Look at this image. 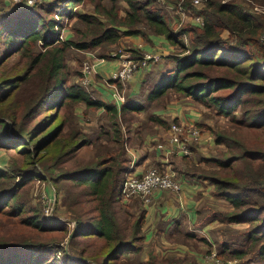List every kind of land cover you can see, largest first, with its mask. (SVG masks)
<instances>
[{
    "label": "trees",
    "instance_id": "1",
    "mask_svg": "<svg viewBox=\"0 0 264 264\" xmlns=\"http://www.w3.org/2000/svg\"><path fill=\"white\" fill-rule=\"evenodd\" d=\"M49 1L48 7L39 4L20 6L14 14L0 12V41L2 34L5 38L0 56V148L16 149L25 158L22 169L17 163L0 168V213L17 218V225L23 228L9 238L0 237V264H57V251L64 255L66 264H129L120 260H129L131 253L142 249L146 211L141 201H132L134 197L125 202L122 188L131 165L127 144L143 133L137 126L130 136L135 122L124 131L122 118L164 105L173 96H184L212 107L238 126L263 131L264 0H200V5H194L193 0ZM181 5L194 16H202L204 24L175 27L171 12ZM81 6L90 8L80 10ZM64 28L69 32L61 38ZM160 35L181 51L176 50L172 57L174 67L150 89L143 87L140 98L147 101L145 104L128 99L119 106L94 98L81 83H69L65 70L70 52H99L96 57L110 59L126 37L151 41ZM15 55L18 57L11 63ZM147 81L151 84L152 79ZM117 85L122 91V82ZM222 91L229 93L220 94ZM79 103L89 110L102 109L111 122L110 130L102 126L95 142L87 140L77 127L81 122L74 106ZM65 107L66 113L59 119ZM147 112L146 127L158 124L170 128L172 122ZM68 128L71 133L64 136ZM212 133L216 145L232 155L202 158L198 163L187 161L196 177L213 183L214 195L227 201L232 210L214 211L206 221L251 224L246 240L259 248L264 260V148L244 144L227 128ZM94 143L97 151L91 159L66 167L80 149ZM202 164L215 167L205 169ZM33 178H49L57 188L65 181L85 188L73 195L72 206L93 205L72 210L76 225L71 239L69 223L50 219L41 209L28 206L22 192ZM53 230L67 232L61 243L38 237ZM66 238L72 253L62 244ZM206 240L202 239L208 243ZM98 241L103 242L91 255L89 246L92 249ZM223 246L220 257L242 258L248 253L231 249L227 243ZM169 264L183 263L178 259Z\"/></svg>",
    "mask_w": 264,
    "mask_h": 264
},
{
    "label": "rangeland",
    "instance_id": "2",
    "mask_svg": "<svg viewBox=\"0 0 264 264\" xmlns=\"http://www.w3.org/2000/svg\"><path fill=\"white\" fill-rule=\"evenodd\" d=\"M247 1V0H246ZM251 1V0H250ZM7 2V0H0V12L4 14H14L16 13V9H20V6H12L11 3L7 2L8 4H3ZM50 3L49 0H44V2L41 5H46L48 7V4ZM246 4V3H245ZM247 5V4H246ZM202 6V5H201ZM64 6L62 5V8ZM23 8V7H21ZM62 8H59V11H62ZM80 10H88L89 6H81ZM11 9V11H10ZM15 9V10H14ZM59 12H56V16ZM45 14V13H44ZM171 14L174 17V25L177 28L180 27H191L192 24H195V18H194V12L192 10H186L185 12H182L179 10L178 7L175 8L174 12H171ZM47 18H49V15L45 14ZM58 17V16H57ZM65 19V18H64ZM65 23H68V21H65ZM72 23V22H71ZM63 30V36L66 37L69 32L68 28H64ZM4 35H1V41H0V56L3 53L4 47H3V40ZM189 39V37H186V41ZM130 44L126 42L125 38L122 41V44H120L119 48H117L113 53H118L119 55L122 53H125L126 55H129L131 58L138 60V56H141V51L135 52L129 49ZM175 50L181 51L179 48ZM138 51V50H137ZM131 52V54H129ZM92 54L96 58V54H99V52H87V53H78L75 51H72L67 56V67L65 70V73L68 74L69 77V83H81L82 78V70L84 68L85 63H91L90 59ZM135 54V55H134ZM138 55V56H136ZM18 55H15L12 58L13 63L17 59ZM10 63V65H11ZM9 65V66H10ZM7 67V66H6ZM147 76L142 77L141 80H145V82L148 80ZM151 78V77H150ZM100 78H96L95 82H91V84L86 87L83 86V89L88 91L94 98H97L100 96L97 92H95L96 84L101 83ZM142 82V81H141ZM144 83V82H143ZM130 87L128 85L127 88H125L126 97L125 101L128 100L127 94L130 93L129 91ZM220 94L229 93L226 91L219 92ZM138 99V98H136ZM172 99H175V96L172 97ZM171 99V100H172ZM130 100V99H129ZM132 100V99H131ZM182 100V99H181ZM166 102V100H165ZM164 102V103H165ZM183 104H186V102H182ZM194 103V102H193ZM76 108V110H75ZM77 109L80 110L79 114H77ZM196 109L201 112L202 114V120L207 123L205 130L210 132L211 136L213 137L212 131H218L222 128L229 129L230 133L236 132L237 137L246 145L252 147L254 145H261L264 148V130H253L248 129L244 126H238L235 123H232L231 118L220 115L219 112L214 110L212 107H208L206 105L197 104ZM67 108H63L60 111L59 119H62L64 117V114L66 113ZM74 112L76 117L81 118L80 124L77 127H80L81 130L85 133V137L87 140L91 142H95L97 136L101 133L102 126L108 130L111 128V122L109 119H107V116L105 112H102L97 109H87L85 104L79 103L78 105L74 106ZM42 115V114H41ZM148 112L144 111L142 113H139L137 115H131L127 114L124 118L121 120V124L123 127V130L126 131L127 127L131 125V122H135L132 126V130L129 133L131 134L135 133L136 127L138 126L141 128L142 133H149L151 129L149 128V125L146 127V122L148 119ZM237 118L241 119L242 114L240 111L237 112ZM78 122V121H77ZM138 122V123H136ZM79 123V122H78ZM211 127V130L209 129ZM70 129H66L64 132V136H68L71 132H69ZM82 132V133H83ZM137 138L136 136H133L132 142L128 143L129 146L136 145V141L134 142V139ZM215 138V136H214ZM103 141H105V137L103 138ZM215 143V140H212V148H208L205 150V153L200 152L198 154H194L193 156L199 161L202 159V156L209 157V158H227L232 155L233 152H225L226 149L224 147H218ZM96 144H90L89 146L83 147L79 150L77 158L74 160H71L66 167L68 166L69 169L74 167L75 163L77 161L86 159H91L97 149ZM207 155V156H206ZM192 156V155H190ZM68 158V157H67ZM70 158V156H69ZM24 156L19 154L17 150H7L0 148V167H3L6 169L7 167L12 166L13 164L17 163L20 167V169L23 168V162H24ZM174 166H177V163H173ZM156 166H151L150 168H153ZM178 167H180L183 170L191 171L193 172V166L192 164L185 166V163L180 164ZM200 167L206 168H212L215 167V164H211L209 166H205L202 164ZM200 173V171H197ZM46 175L50 176L49 173ZM20 179V178H19ZM61 187L57 188L56 186H53L49 178L47 180H39L37 178L31 179L27 186L23 189L22 195L26 198L28 201V206L30 208L37 207L38 209H41L43 213L46 215H50V218L59 221L64 222L66 224L69 223L68 228L70 229V234L68 238L70 239L71 230L76 225L75 220L73 219V209H81L86 210L90 209V207L93 205L91 203L88 204H81V205H75L72 206L73 203V195L77 193L78 191H81L85 189L83 185H74L73 182H62ZM51 190V191H50ZM213 191V190H212ZM212 191L207 192V195L201 196V204H200V211H201V220L205 222L208 219V216L211 215L212 212L217 210H225L229 211L232 210V207L229 205L227 201L224 199L214 195ZM215 191V189H214ZM50 193V194H49ZM136 198H133L132 201L135 202ZM140 201V200H139ZM126 202V200H125ZM143 204V202H141ZM48 210V211H47ZM17 218L9 217L6 214L0 213V237L3 238H9V236L23 232V228L20 225H17L18 222ZM252 226L249 223H243V224H221L219 222H212L210 225L209 233H207L208 237L206 240L208 243L202 241L204 237H195V239L185 238L182 242L177 241L175 244H173V247L165 248L160 242H157L156 240L146 244L145 242H142L140 246L142 249L138 253H131L130 259L125 260L122 259L120 261H125L129 264H169L170 261H176L181 260L183 264H264V260L260 257L259 254V248L254 245V243L250 240L247 241L246 239L251 233ZM67 235V232H61L58 230H53L46 232L45 234H38V237L44 240H59L61 243V237ZM68 238L66 240L64 239L62 241V244H65L67 246V250L72 253V249L69 246ZM182 237L177 236L175 240H181ZM68 241V242H67ZM99 245L96 246V244L93 246L92 249H90L92 246H89L88 252L92 255L94 252H98L101 243L97 242ZM180 243H183V246H186V248H182L178 246ZM227 243L231 246V249H243L244 251H248V253L242 257V258H236V257H220V253L222 249H224V244ZM91 244L86 243L85 245ZM176 246V247H175ZM84 247V245H80L79 248ZM87 246H85L86 248ZM176 249V250H175ZM181 251V252H180ZM105 252V251H104ZM55 253V262L57 264H66V261L64 259V255L61 252H54ZM61 253V254H60ZM77 254V253H76ZM217 259V261H215ZM219 259V260H218Z\"/></svg>",
    "mask_w": 264,
    "mask_h": 264
},
{
    "label": "crops",
    "instance_id": "3",
    "mask_svg": "<svg viewBox=\"0 0 264 264\" xmlns=\"http://www.w3.org/2000/svg\"><path fill=\"white\" fill-rule=\"evenodd\" d=\"M125 40L130 44L129 49L132 51V54V49H134L135 52L141 51L142 54L153 53L162 55L163 57L160 62L152 63L150 67L140 69L130 80L122 83L124 87L121 92L124 97H126L125 88L129 85L130 93L127 94V98L130 100L138 98L141 100V103L145 104L147 101L140 98L143 87L150 89L156 80H159L168 69L175 66L172 57L175 55L176 46L172 45L162 35L153 36L151 41L145 40L143 37H126ZM90 56L92 58L90 62L95 64L93 82H95L97 77L101 79V83L95 86V92L100 95L98 99L121 106L127 100L121 103L114 97V84L117 85L118 82L109 81V79L120 68L124 58L112 57L110 59H104L95 58L92 54ZM147 76L151 77V84H147L148 81L141 80L142 77L146 78ZM117 86L119 87V85ZM171 99H167L164 105L152 106L145 111L152 112L166 121L172 122V124L189 122L199 126L202 130V138L199 143L193 145L192 156H186L178 152L176 145L170 139V128L165 129L158 124L154 125L149 133L144 132L142 136L140 135V137L135 138L134 142L136 141V145L132 146L131 144L129 146L127 144L128 156L131 158V165L128 172L141 174L151 166H161L160 169L167 168L173 170L182 182L181 192L157 191L153 195L150 203H145L142 199L134 197L143 202L142 205L146 211L144 225L145 238L143 242L149 244L156 240L165 246V248L173 247V244L177 241L182 242L190 235L197 237H204L205 235L208 237L207 233H209L210 225L213 222H203L200 217L201 196L207 195V192L212 190L214 193L213 183L207 179L196 177L194 172L183 170L178 166L183 163H185V166L186 164L190 165L187 161L190 159L198 163V160L193 155L200 152L205 153L206 149L212 148V140H215L214 134H212V137L210 132L205 130L208 124L202 120V114L196 109L197 104L193 103L194 101L191 98L184 96H180L179 98L175 96V99ZM183 101L186 104H183ZM77 111V114H79L80 110L77 109ZM100 111L104 112L102 109ZM139 113L142 112L133 114L137 115ZM78 116L81 118L80 115ZM214 144H216V140ZM202 158L209 157L202 156ZM174 162L177 163V166H174ZM130 201L127 202L129 203ZM74 227L71 233H74ZM177 236L182 237V239L175 240ZM178 246L186 248V246H183V243H180Z\"/></svg>",
    "mask_w": 264,
    "mask_h": 264
},
{
    "label": "built area",
    "instance_id": "4",
    "mask_svg": "<svg viewBox=\"0 0 264 264\" xmlns=\"http://www.w3.org/2000/svg\"><path fill=\"white\" fill-rule=\"evenodd\" d=\"M13 6L32 7L42 4L44 0H7ZM194 5H200V0H193ZM179 10L185 12L186 10L181 5ZM255 10H262L260 7H255ZM195 22L204 24V18L200 15L194 16ZM61 38H64L62 35ZM112 57L124 58L120 68L114 72L109 81H121L122 83L130 80L136 72L140 69L150 67L152 63H158L162 60V55L145 53L138 56V60L127 56L125 53L118 54L113 53ZM104 60V59H101ZM95 72V64L85 63L82 70L81 84L88 87L93 82V76ZM114 97L122 102H125V97L120 91L119 87L114 84ZM170 139L176 145V150L183 155L190 156L193 154V145L201 141L202 130L199 126L189 123H173L170 127ZM163 147L162 145H159ZM173 152V151H170ZM169 152V153H170ZM182 182L178 179L173 170L158 167L149 168L141 174H134L129 172L124 181L122 188L123 196L125 200L131 197H138L145 203H150L153 195L157 191H172L179 193L182 190ZM48 211V210H47ZM49 213V211H48ZM46 214L48 218L50 215ZM51 219V218H50ZM219 260V259H218ZM217 261V259H215Z\"/></svg>",
    "mask_w": 264,
    "mask_h": 264
},
{
    "label": "water",
    "instance_id": "5",
    "mask_svg": "<svg viewBox=\"0 0 264 264\" xmlns=\"http://www.w3.org/2000/svg\"><path fill=\"white\" fill-rule=\"evenodd\" d=\"M73 235H74V234H73V233H71V235H70V239L73 237Z\"/></svg>",
    "mask_w": 264,
    "mask_h": 264
}]
</instances>
